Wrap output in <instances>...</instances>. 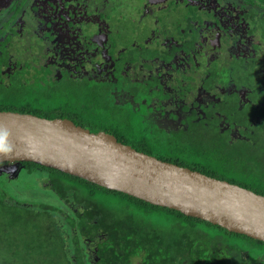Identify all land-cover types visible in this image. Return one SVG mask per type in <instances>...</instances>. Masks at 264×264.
Wrapping results in <instances>:
<instances>
[{
    "label": "trees",
    "instance_id": "trees-1",
    "mask_svg": "<svg viewBox=\"0 0 264 264\" xmlns=\"http://www.w3.org/2000/svg\"><path fill=\"white\" fill-rule=\"evenodd\" d=\"M251 2L262 15L254 28L264 36V0ZM241 63L235 79L250 89L235 116L239 129L231 135L230 126L221 130L215 121L160 126L144 117L143 108L117 103L99 83L88 86L85 79L50 72L47 66L35 70L42 77L27 79L21 72L14 77L3 71L7 62L1 58L0 110L68 118L111 133L138 151L264 195V58ZM16 164L30 179L36 174V189L58 203L21 201L0 184V264H209L231 239L264 244L58 169Z\"/></svg>",
    "mask_w": 264,
    "mask_h": 264
},
{
    "label": "flooded vegetation",
    "instance_id": "flooded-vegetation-1",
    "mask_svg": "<svg viewBox=\"0 0 264 264\" xmlns=\"http://www.w3.org/2000/svg\"><path fill=\"white\" fill-rule=\"evenodd\" d=\"M261 16L251 0H0V58L14 77L47 66L99 83L160 126L215 121L231 135L250 89L235 76L264 58ZM220 251L209 264H264V244Z\"/></svg>",
    "mask_w": 264,
    "mask_h": 264
},
{
    "label": "water",
    "instance_id": "water-1",
    "mask_svg": "<svg viewBox=\"0 0 264 264\" xmlns=\"http://www.w3.org/2000/svg\"><path fill=\"white\" fill-rule=\"evenodd\" d=\"M30 161L264 242V195L71 119L0 110V163Z\"/></svg>",
    "mask_w": 264,
    "mask_h": 264
},
{
    "label": "rangeland",
    "instance_id": "rangeland-1",
    "mask_svg": "<svg viewBox=\"0 0 264 264\" xmlns=\"http://www.w3.org/2000/svg\"><path fill=\"white\" fill-rule=\"evenodd\" d=\"M31 176L34 178L36 174ZM29 177V174H26L24 169L21 170V167L17 166L16 163L11 165L9 162L0 163V184L7 193L21 201H40L48 203V205H57L56 197L38 188L36 189V181ZM26 181L30 187L26 186Z\"/></svg>",
    "mask_w": 264,
    "mask_h": 264
}]
</instances>
